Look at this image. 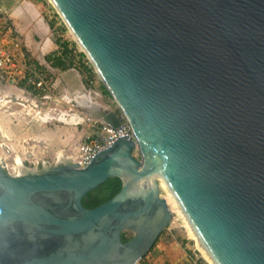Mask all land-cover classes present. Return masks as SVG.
<instances>
[{"label":"water","instance_id":"water-1","mask_svg":"<svg viewBox=\"0 0 264 264\" xmlns=\"http://www.w3.org/2000/svg\"><path fill=\"white\" fill-rule=\"evenodd\" d=\"M50 1L133 138L83 168L0 165V264H136L172 219L159 176L215 264H264V0Z\"/></svg>","mask_w":264,"mask_h":264},{"label":"crops","instance_id":"crops-1","mask_svg":"<svg viewBox=\"0 0 264 264\" xmlns=\"http://www.w3.org/2000/svg\"><path fill=\"white\" fill-rule=\"evenodd\" d=\"M0 13L20 41L27 63L38 70L55 68L46 58L59 54V46L52 33L50 15L42 9L40 1L0 0ZM65 70L70 69L61 71L65 73ZM51 78L59 91H64L68 100L70 99L68 92L75 93L78 97L88 96L85 86L91 76H51ZM13 85L15 84L0 79L2 88ZM103 90L105 91L104 87ZM116 109L108 113L120 114L117 106ZM68 120L66 119L63 125L58 124L50 128L31 118L23 117L22 121L17 123V128L11 127L13 123L8 122L2 131L6 132L5 138L11 143L9 146L17 151L16 157L20 158L22 163L31 164L47 159L53 162L55 157L74 154L81 140L89 135L84 133L86 129L83 128V132L75 138L77 128L71 124L75 120L71 117ZM190 244L188 238L181 241L175 238H158L138 264H207Z\"/></svg>","mask_w":264,"mask_h":264},{"label":"rangeland","instance_id":"rangeland-1","mask_svg":"<svg viewBox=\"0 0 264 264\" xmlns=\"http://www.w3.org/2000/svg\"><path fill=\"white\" fill-rule=\"evenodd\" d=\"M39 1L42 9L50 15V24L53 29L52 33L59 46V51L62 48H67V58L65 60L67 64L71 65V67L68 68V70H70H65V73L57 68H48V70L44 69L41 71L47 76H91L85 86L88 97H91L93 102L104 110V112H113V110L116 109L115 102L109 93H105L103 90L104 86L102 87L103 84L94 71L93 66L74 41L73 36L65 27L54 7L48 0ZM29 65L34 68L32 64ZM14 84L13 87L6 86L2 88V86H0V165L9 175H20V171L15 163L17 151L9 146L11 143L5 138L6 132L2 131L8 122L13 123V126L11 125V127L17 128V123L21 122L23 117H26L29 119L31 118L42 125H46V127L53 128L54 125H63L64 122H66V119L68 120L70 119L69 117L76 115L81 119L75 120L71 123L74 128H77L75 131V138L83 132V128L86 129L84 130L85 134H96L100 131L102 123H106L105 120L102 121L97 117L91 116L86 108L79 103H76L75 97L78 96L75 93L68 92V96H70L69 100L62 98L64 91H59V88L55 85L54 81L52 92L49 94H37L36 92H33L31 88L27 87L25 83H18V86H16V82ZM114 114L115 117H112L111 121L112 124L115 125L116 117L121 121V113L117 114L114 112ZM133 154L137 156L139 154L138 149H135ZM33 163H23V165L25 168H32ZM170 211L172 212V219L158 238H175L180 241L188 238L191 247L195 248L197 255L203 258L207 264H210L204 254L196 246L195 240L188 233L183 221L177 216L176 212L171 210V208ZM122 234L127 238H130L132 235L129 231H124ZM142 259H144V257ZM139 261L136 264H138Z\"/></svg>","mask_w":264,"mask_h":264},{"label":"built area","instance_id":"built-area-1","mask_svg":"<svg viewBox=\"0 0 264 264\" xmlns=\"http://www.w3.org/2000/svg\"><path fill=\"white\" fill-rule=\"evenodd\" d=\"M0 79L11 83H25L37 94L52 92L53 80L41 70L32 68L27 63L22 46L12 28L0 13ZM20 81V82H18ZM62 98L68 100L67 95ZM131 139L133 133L130 125L121 117L120 124L102 123L100 131L86 136L71 155L55 157L53 162L42 160L35 162L28 170H42L65 163L74 164L78 168L87 166L100 152L109 148L118 139Z\"/></svg>","mask_w":264,"mask_h":264},{"label":"bare ground","instance_id":"bare-ground-1","mask_svg":"<svg viewBox=\"0 0 264 264\" xmlns=\"http://www.w3.org/2000/svg\"><path fill=\"white\" fill-rule=\"evenodd\" d=\"M48 1L51 3L50 0H48ZM75 100H76L75 101L76 103H79L81 106H83L84 108H86L90 112V115L91 116L97 117V118H99L102 121L105 120V118H106V112H104V110H102L95 102H93V100L90 97L83 95V96L75 97ZM71 116H73V115H71ZM71 118L73 120H80L81 119L79 116H76V115L73 116V117H71ZM15 163H16L17 168L20 171V174L25 173L27 171V169L23 165L22 161L18 157L15 158ZM158 180H159L160 195L163 196V198L165 199L166 204H167L169 210L171 208V210L173 212H176L177 216L183 221V224L187 228L188 233L195 240L196 246L198 247V249L204 254V256L206 257V259L208 260V262L210 264H215L213 262L212 258L210 257L209 253L205 249V247L200 242V240L197 237L196 233L194 232L191 224L187 220V218L184 215L182 209L179 207V205L175 201L174 197L172 196L171 192L169 191L168 187L164 183V181L161 178V176H159V179Z\"/></svg>","mask_w":264,"mask_h":264},{"label":"trees","instance_id":"trees-1","mask_svg":"<svg viewBox=\"0 0 264 264\" xmlns=\"http://www.w3.org/2000/svg\"><path fill=\"white\" fill-rule=\"evenodd\" d=\"M62 48V46H61ZM67 48H62L59 51V54H55L53 56H48L46 58L47 61L50 62L52 67L58 69H67L71 67L70 64H67ZM105 92L107 93L106 89ZM137 155L136 157H138ZM121 187V182L118 178H110L106 180L104 183L97 186L94 190L88 192L82 199V205L86 208H93L96 207L108 199H110L114 194H116ZM128 238L125 237L123 234L121 235V241L125 242Z\"/></svg>","mask_w":264,"mask_h":264}]
</instances>
